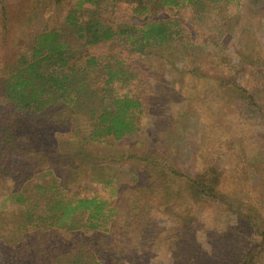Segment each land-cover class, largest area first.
I'll return each instance as SVG.
<instances>
[{"label":"trees","instance_id":"obj_1","mask_svg":"<svg viewBox=\"0 0 264 264\" xmlns=\"http://www.w3.org/2000/svg\"><path fill=\"white\" fill-rule=\"evenodd\" d=\"M102 1L76 0L60 29H42L21 50L10 47L11 33L20 13L26 23L30 10L25 2L15 8L0 7V264H148L156 239L166 228L160 223H172L176 241L196 236V220L187 201L196 207L212 203L218 212L246 223L252 243L235 264H264V211L257 204L263 203V198L257 195L250 201L248 189L239 188L241 197L229 186L227 160L220 149L215 159L204 162L194 174L179 169L169 152L144 151L137 162L134 159L137 167L131 174V194L128 190L121 195L123 183L116 176L104 182L113 185L110 198L95 193L69 195L64 188L73 178L64 180L63 175L68 172L67 176L73 177L71 159L82 157L85 144L139 135L145 111H150L145 96L139 97L127 87L135 73L125 62L109 56L97 58L89 54V47L116 44L138 58L153 54L155 49L170 47L173 53L175 45H184L180 42L194 47L201 40L186 33L183 19L198 21L225 9V16L217 12L221 21L218 18L213 24L216 42L217 36L227 38L234 32L241 4V0H129L136 16L148 18L118 23L100 16ZM246 1L254 12L264 4V0ZM229 7L232 14H227ZM161 10L172 16L157 18ZM261 51L254 47L257 59L264 57ZM204 55L216 56L211 73L200 67L198 58L186 72L212 79L208 81L217 90L243 100V108L264 122V61L260 67L250 64L259 81L246 86L234 72L223 71L225 55ZM143 60L140 62L145 63ZM231 139L229 135L224 141L229 150L237 142ZM62 144L76 148L62 150ZM63 159L70 163L62 164ZM145 185L150 186L155 201L169 206L166 217L151 212L155 204L142 206L143 201H151L145 197ZM179 203L186 205L175 208ZM120 220L130 224L120 225ZM131 227L139 233L133 234ZM132 236H137L135 243ZM208 236L212 237L206 232L204 237ZM146 238L151 245L144 242ZM122 245L135 253L132 258L115 257L122 252Z\"/></svg>","mask_w":264,"mask_h":264},{"label":"rangeland","instance_id":"obj_2","mask_svg":"<svg viewBox=\"0 0 264 264\" xmlns=\"http://www.w3.org/2000/svg\"><path fill=\"white\" fill-rule=\"evenodd\" d=\"M75 1L0 0V7L6 5L15 8L25 2L30 10L29 16L26 15L29 17L26 23H22L24 14L20 13L21 19L12 29L11 35L13 34L14 39L10 47L21 50L28 46L31 36L42 29H60L65 14ZM101 6L100 16L109 22H141L148 18L146 15L136 16L132 12L133 3L129 0H103ZM260 7V11L254 12V7L249 6L246 0H241L239 22L234 32L227 38L217 36L216 42L213 38V24H216L219 18L217 12L225 16V9L222 12L217 10L211 17L198 21L183 19L186 33L189 36H200L201 40L194 47L185 46V42H180L184 45H175L173 53L170 52V47L163 51L155 49L153 54L138 58L125 49L121 50L116 44L101 43L90 46L89 54L97 58L109 56L125 62V66L135 73L132 84L127 87L139 97L145 96L149 101L145 106L149 107L150 111H145L144 128L139 135L120 141L107 140L85 144L82 157L71 159L74 162L70 165L73 177L67 176L68 172L63 175L64 180L73 178L64 187L69 195L85 196L95 193L110 198L113 185L107 186L104 182L114 176L123 183L121 195L126 194L128 190L131 194L129 183L132 171L137 167L134 159L136 157L137 162L138 156L144 151L169 152L179 169L194 174L204 162L215 159L216 151L220 149L221 156L225 162L227 160L225 174L230 180L229 183L231 182L229 186L234 187L239 195H242L238 192L239 188L248 189L250 201L260 195L263 203L257 204L261 211H264L263 119L244 109L243 100L231 94H224L222 89L217 90L216 85L208 81L209 78L204 79L186 72L192 60L198 58L196 62L200 67L211 73L216 67V56L204 54L215 53L226 56L223 71L234 72L240 84L249 86L259 81V76L250 68V64L260 67L261 61H264V57L257 59L254 53V47L264 53V4ZM232 12L233 9L229 7L227 14ZM170 16L172 15L168 10L156 13L157 18ZM219 20L221 21V17ZM69 38L66 40L72 43ZM141 59L146 62H140ZM209 80L213 82L212 79ZM178 107L183 108L178 112L174 111ZM2 110L0 100V113ZM227 132L237 141L235 143L231 139L235 143L231 150L224 142L229 136ZM61 147L62 150L69 151L75 149L76 145L69 147L62 144ZM69 161L63 159L62 164H68ZM54 176L49 175L50 178ZM59 176L61 175L56 177ZM147 180L146 178L145 181ZM172 186L173 189H183L181 186ZM143 189L146 192L145 197H151V201H143L142 206L147 208L148 205L155 204L151 212L166 217L169 206L155 201L154 196L149 193L150 186L145 185ZM181 194L186 195V190ZM187 204L193 219L196 220V236L176 241L172 223H160L166 228L159 233L157 246L153 247L148 264H235L252 243L250 228L241 219L218 212L212 203H206V206L202 207H196L192 201H187ZM182 205L175 204V208H182L186 203ZM155 223L154 221L151 224ZM119 224H130V221L120 220ZM143 227L144 225L141 228ZM155 227L159 225L156 224ZM130 230L135 231L133 234L139 233L135 227ZM206 232L212 237H204ZM136 237L132 236L133 242L137 240ZM145 237L144 235L143 238ZM144 242L151 245L149 238ZM132 246L134 247L133 243ZM121 248L122 252L115 257L125 260L134 256L135 253L131 252L129 246L122 245Z\"/></svg>","mask_w":264,"mask_h":264}]
</instances>
